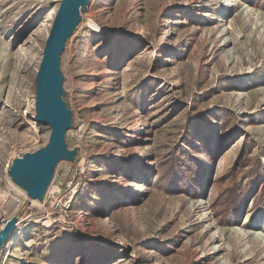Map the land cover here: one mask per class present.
I'll return each mask as SVG.
<instances>
[{
  "label": "rangeland",
  "instance_id": "obj_1",
  "mask_svg": "<svg viewBox=\"0 0 264 264\" xmlns=\"http://www.w3.org/2000/svg\"><path fill=\"white\" fill-rule=\"evenodd\" d=\"M59 4L0 0V264H264V0H90L61 58L78 160L23 200Z\"/></svg>",
  "mask_w": 264,
  "mask_h": 264
},
{
  "label": "water",
  "instance_id": "obj_2",
  "mask_svg": "<svg viewBox=\"0 0 264 264\" xmlns=\"http://www.w3.org/2000/svg\"><path fill=\"white\" fill-rule=\"evenodd\" d=\"M89 4L90 0H60L36 75L34 120L50 127L49 139L38 150L15 158L8 169L11 181L38 202L44 201L59 162L78 160V149H70L66 139L73 119L65 99L61 58ZM19 220L20 216H13L0 231V261L2 250Z\"/></svg>",
  "mask_w": 264,
  "mask_h": 264
},
{
  "label": "bare ground",
  "instance_id": "obj_3",
  "mask_svg": "<svg viewBox=\"0 0 264 264\" xmlns=\"http://www.w3.org/2000/svg\"><path fill=\"white\" fill-rule=\"evenodd\" d=\"M141 127H138L137 128V130H136V135H138V134H140L141 133ZM135 135V136H136ZM23 194H24V199L23 200H25V199H28V198H31L25 191H23ZM47 195V194H46ZM32 199V198H31ZM34 200V199H33ZM3 225H2V227H0V231L3 229ZM18 231H19V229H16L14 232H13V234L10 236V239L11 238H13L14 236H16L17 235V233H18ZM255 233V232H254ZM257 236L259 237V238H261L262 237V235L261 234H259V233H257ZM256 236V237H257Z\"/></svg>",
  "mask_w": 264,
  "mask_h": 264
}]
</instances>
